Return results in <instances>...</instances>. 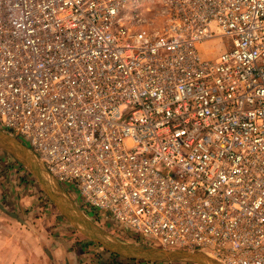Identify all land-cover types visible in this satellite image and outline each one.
Returning a JSON list of instances; mask_svg holds the SVG:
<instances>
[{
	"label": "built area",
	"instance_id": "built-area-1",
	"mask_svg": "<svg viewBox=\"0 0 264 264\" xmlns=\"http://www.w3.org/2000/svg\"><path fill=\"white\" fill-rule=\"evenodd\" d=\"M138 1L0 0V129L130 242L264 264V0Z\"/></svg>",
	"mask_w": 264,
	"mask_h": 264
},
{
	"label": "crops",
	"instance_id": "crops-1",
	"mask_svg": "<svg viewBox=\"0 0 264 264\" xmlns=\"http://www.w3.org/2000/svg\"><path fill=\"white\" fill-rule=\"evenodd\" d=\"M0 132L4 135V139L0 140V264H4L6 259H9L11 264H76L73 247L71 249L65 244L50 245L53 240H47L45 233L43 234L37 225H32L33 222L28 221V217L22 213L23 210L27 205L35 203L42 190L58 212L68 220L70 226L83 236L91 239L86 234V228L80 230L74 223H77V226L81 223L84 227L89 224L88 226L101 235H104L103 229L95 226L77 210L75 202L48 177L27 146L1 129ZM38 176H44L48 180L47 188L53 189L58 197L49 196L40 185ZM35 185L36 189H40L38 194Z\"/></svg>",
	"mask_w": 264,
	"mask_h": 264
},
{
	"label": "rangeland",
	"instance_id": "rangeland-1",
	"mask_svg": "<svg viewBox=\"0 0 264 264\" xmlns=\"http://www.w3.org/2000/svg\"><path fill=\"white\" fill-rule=\"evenodd\" d=\"M138 7L136 11L128 10L126 12L125 21L126 23L134 22V28H142L147 31H160L163 27L164 14L161 2L159 0H139L137 2ZM134 12V13H133ZM133 15L135 14V21H131ZM131 16V17H127ZM200 54L203 57L207 56V53L203 47H200ZM208 57L215 56V52L208 54ZM0 154H2L0 150ZM43 179L48 182V180L43 176ZM34 184H36L34 182ZM52 184V183H51ZM37 185V184H36ZM35 185V189L36 186ZM38 189V190H37ZM36 193L38 194L39 188H37ZM24 216L28 217L29 222H33L32 225H37L40 231L47 237V240H53L50 245H60L65 244L68 247H73V258L76 264H197L195 262L186 260H176V261H166L159 263H149L142 261H131L127 260L121 256H117L114 253L109 252L103 246L93 239H89L83 236L76 229L70 226L68 220L58 212V210L53 206V204L48 200L47 195L40 190L35 203L27 205V207L22 212ZM107 215H109L107 213ZM88 219V218H87ZM89 220V219H88ZM91 221V220H90ZM92 222V221H91ZM38 223V224H37ZM94 223L95 226H99L103 229L108 237L118 240L124 244H130L134 246H139L133 242H130V237L135 234L132 231L124 230L119 231V225L110 224L106 227L100 224ZM140 237V236H139ZM142 238V237H140ZM143 247V246H139ZM147 248V247H146ZM160 249V248H154ZM161 250V249H160ZM168 250V249H162ZM178 251V250H170ZM183 251V250H180ZM199 252V251H197ZM203 253V252H200ZM205 254V253H203ZM206 255V264H217L210 256ZM0 263L2 261L0 260ZM4 264H11L9 259L4 261ZM20 264V263H19Z\"/></svg>",
	"mask_w": 264,
	"mask_h": 264
},
{
	"label": "water",
	"instance_id": "water-1",
	"mask_svg": "<svg viewBox=\"0 0 264 264\" xmlns=\"http://www.w3.org/2000/svg\"><path fill=\"white\" fill-rule=\"evenodd\" d=\"M3 139H4V135L2 134V132H0V140H3ZM38 181L40 185H42V187L49 194V196L53 198L54 196L51 195V193L49 192V189L47 188V182H45L46 180H44L43 177L38 176ZM61 191L63 190L61 189ZM77 210L79 211V209ZM84 222L86 223V221ZM74 224L77 228H80V230H83V228H86L87 236H89L94 241L98 242L101 246H103L109 252L114 253L117 256H121L127 260L142 261V262H149V263L186 260V261L195 262L197 264H206L205 261H207L206 255L203 253L197 252V251H180V250L170 251V250L144 248V247L134 246L130 244H124L122 242H119L116 239L108 237L106 233L102 231L100 232H102L104 235L97 233L95 229H93L91 226H88L89 225L88 223H87L88 224L87 227H84L83 225H80V224H78V226H80L78 227L77 223H74Z\"/></svg>",
	"mask_w": 264,
	"mask_h": 264
},
{
	"label": "bare ground",
	"instance_id": "bare-ground-1",
	"mask_svg": "<svg viewBox=\"0 0 264 264\" xmlns=\"http://www.w3.org/2000/svg\"><path fill=\"white\" fill-rule=\"evenodd\" d=\"M3 143V142H2ZM9 144H10V142H8ZM11 145H13V144H11ZM4 146H7V145H4ZM14 146V145H13ZM11 147V146H10ZM13 147H11V149H12ZM28 162H29V160H28ZM44 169V168H43ZM49 189V188H48ZM49 192L54 196V197H58L57 196V194L54 192V190L53 189H49ZM71 212H72V210H70ZM77 222H79V221H77ZM81 224V223H80Z\"/></svg>",
	"mask_w": 264,
	"mask_h": 264
}]
</instances>
